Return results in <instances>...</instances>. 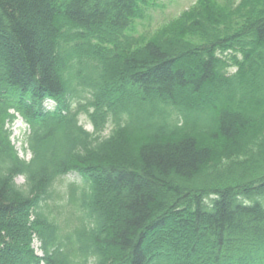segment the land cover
I'll list each match as a JSON object with an SVG mask.
<instances>
[{
	"label": "trees",
	"instance_id": "1",
	"mask_svg": "<svg viewBox=\"0 0 264 264\" xmlns=\"http://www.w3.org/2000/svg\"><path fill=\"white\" fill-rule=\"evenodd\" d=\"M157 1L0 0V264H264V0Z\"/></svg>",
	"mask_w": 264,
	"mask_h": 264
},
{
	"label": "rangeland",
	"instance_id": "2",
	"mask_svg": "<svg viewBox=\"0 0 264 264\" xmlns=\"http://www.w3.org/2000/svg\"><path fill=\"white\" fill-rule=\"evenodd\" d=\"M195 2L196 0H158L157 2H155L153 7L147 9L143 19L137 20L132 23L127 33L132 35L150 36L158 28L176 18L182 12L188 10L191 6L194 5ZM45 105L47 106V108L52 107L51 102H46ZM80 124L87 132L92 131V126L85 116L80 117ZM10 130L12 133L11 144L18 153V156L22 159L29 160L31 154L26 149V145L24 143V139L28 134V127L20 117H17V119L11 125ZM108 131L105 132V135L108 134ZM23 182L24 181L21 177H18L16 179V183L18 185H22ZM69 184H74L82 187L83 181L77 175L69 174L59 185V189L65 192V188H67ZM33 249L38 256L42 255L39 250V243L36 240L33 243Z\"/></svg>",
	"mask_w": 264,
	"mask_h": 264
}]
</instances>
